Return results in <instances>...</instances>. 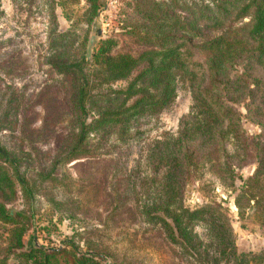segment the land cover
Returning <instances> with one entry per match:
<instances>
[{
  "label": "trees",
  "instance_id": "16d2710c",
  "mask_svg": "<svg viewBox=\"0 0 264 264\" xmlns=\"http://www.w3.org/2000/svg\"><path fill=\"white\" fill-rule=\"evenodd\" d=\"M43 2L49 19L46 64L62 89L58 105L49 100L43 105L47 116L67 124L47 166L44 152L32 155L0 144V224L6 226L0 264L8 258L17 264H108L106 245L87 239L82 248V232L76 230L60 245L24 247L27 231L49 232L38 223L53 226L52 217L64 212L74 219L85 206L83 179L71 191L79 194L46 197L47 208L36 202L37 190L45 181L65 188V177L55 175L60 164L93 157L109 137L120 143L133 139L138 120L168 107L179 84L190 95L187 112L174 133L163 132L147 146L141 165L148 173L126 178L132 187L140 180L139 213L199 264H264V245L258 251L237 248L230 216L242 228L264 229V0H126L120 30L98 38L89 58V34L105 3ZM120 36L141 49L120 50ZM243 120L258 132L248 136ZM34 162L38 167L31 175ZM248 165L252 169L241 173ZM205 173L216 178L226 199L186 206L187 186ZM19 196L22 206L12 207ZM198 223L206 241L193 229Z\"/></svg>",
  "mask_w": 264,
  "mask_h": 264
},
{
  "label": "rangeland",
  "instance_id": "374dc122",
  "mask_svg": "<svg viewBox=\"0 0 264 264\" xmlns=\"http://www.w3.org/2000/svg\"><path fill=\"white\" fill-rule=\"evenodd\" d=\"M43 1L0 0V144L9 149L31 150L32 155L44 152L49 155L43 160V165L47 166L50 158L57 153L56 142L58 146L62 142L67 123L65 119L47 116L43 105L45 100H49L50 105H58L62 100V89L57 81L51 79L54 74L50 73L46 64L49 19ZM125 1L102 0L105 4L94 19L87 42L89 55L95 49L98 38L120 30ZM58 23L60 28L66 25L61 17H58ZM119 49L136 53L141 47L132 39L120 36ZM190 104L188 90L179 84L176 96L168 107L155 116L138 120V133L133 139L120 143L109 137L93 157L60 164L55 175L65 177L67 186L64 188L60 187L63 183L43 182L37 190L36 202L39 201L41 208H47L50 196L66 200L70 193L79 194V191H71L77 189V179L80 178L83 179L84 191L80 193L81 201L85 206L78 210L74 219L64 212L52 217L53 226L47 220L38 223L37 228L46 225L49 232L27 231L23 238L24 247L29 248L34 243L44 247L60 245L65 235L76 230L82 232V248L83 240L87 239L106 245L109 254L104 258L108 264H199L168 243L158 224L146 222L139 213L144 199L140 180H135L133 187L126 181L128 175L139 178L148 173L141 165L147 146L160 138L163 132L174 133L179 117L187 112ZM239 110L243 111L241 107ZM242 123L248 136L258 132V128L248 121L243 120ZM33 164L29 169L31 175L38 167L36 162ZM251 169L252 166L248 165L241 173ZM209 197L226 199V193L213 175L205 173L189 183L183 203L193 207L206 202ZM22 204L19 196L12 207L20 208ZM224 204L234 214L231 203L226 201ZM85 209L89 212H83ZM230 216L237 248L258 251L264 245V229L242 228L236 215ZM5 228L0 224V254L5 247ZM193 229L201 240L206 241L201 224H195ZM5 264L17 263L8 258Z\"/></svg>",
  "mask_w": 264,
  "mask_h": 264
},
{
  "label": "water",
  "instance_id": "95a60500",
  "mask_svg": "<svg viewBox=\"0 0 264 264\" xmlns=\"http://www.w3.org/2000/svg\"><path fill=\"white\" fill-rule=\"evenodd\" d=\"M98 33H99V31H98ZM89 49H90V48H89V46H88V47H87V50H86V57H87V58L90 57V55H89Z\"/></svg>",
  "mask_w": 264,
  "mask_h": 264
}]
</instances>
